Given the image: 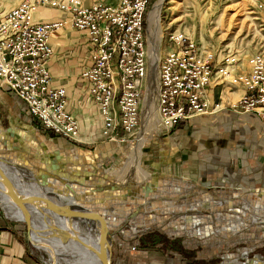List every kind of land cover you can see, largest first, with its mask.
Instances as JSON below:
<instances>
[{"label":"rangeland","instance_id":"obj_1","mask_svg":"<svg viewBox=\"0 0 264 264\" xmlns=\"http://www.w3.org/2000/svg\"><path fill=\"white\" fill-rule=\"evenodd\" d=\"M21 1L0 0V16ZM94 1L97 0H84V4ZM104 1L116 5V0ZM158 1L150 3L148 24ZM39 6L43 7L34 9L36 16L42 12L60 13L54 20H62V26L51 35L70 32L84 40L58 7ZM160 26L157 67L159 59L174 49L169 36L180 35L196 52L210 54L215 65L227 55L236 62L227 67L229 73L222 85L211 87L208 108L191 116L185 128L179 124L168 131L144 135L139 143L138 168L146 174L145 178L122 183L116 174L126 167L143 129L141 106L148 95L146 77L141 91L140 124L131 136L123 132L112 138L104 135L97 110L88 103V111L95 116L92 129L84 135L80 132L76 140L60 139L55 144L41 139L42 129L25 115L14 96L0 87V154L24 168L28 176L34 175L44 190L65 197L62 201L74 200L102 213L109 221L111 264L243 263L245 249L249 256L264 259V179L249 185L256 177L247 175L245 179L246 175L242 178L226 169L229 158L235 162L244 155L253 158L258 153L264 165V128L245 126L239 116L243 112L229 106L235 117L223 120L219 112L226 106L218 107L222 95L241 89V85L231 83L229 76L244 74L247 60L264 52V0H164ZM148 30L149 25L147 50ZM149 58L147 51V68ZM215 78H211V84L218 85L220 82L216 81L220 80ZM152 102L155 104L153 97ZM150 112V122L155 126L159 117ZM71 114L78 120L76 113ZM79 120L82 122V118ZM91 121L86 118L84 126ZM59 141L63 146L57 149ZM225 141L231 144L218 157L219 146ZM183 187L187 188L184 195ZM50 197L57 199L53 194ZM4 213L0 208V218L23 228L27 245L49 264V254L39 244L40 249L34 247L26 225ZM205 226L208 233L199 234ZM32 238L41 236L33 234ZM64 248L59 246L60 253L72 251Z\"/></svg>","mask_w":264,"mask_h":264},{"label":"built area","instance_id":"obj_2","mask_svg":"<svg viewBox=\"0 0 264 264\" xmlns=\"http://www.w3.org/2000/svg\"><path fill=\"white\" fill-rule=\"evenodd\" d=\"M152 0H22L0 16V87L20 103L23 112L51 130L76 140L78 120L66 108V92L52 84L47 61L52 54L51 33L62 20H31L34 5L58 7L69 25L94 48L91 64L79 78L97 110L102 133L110 138L118 132L131 136L140 123L142 81L147 68L148 8ZM154 5V4H153ZM170 49L158 63V114L169 119L168 131L180 121L202 114L207 103L204 86L212 71L228 74L233 63L225 56L215 65L211 55H199L183 37L169 36ZM244 74L230 75L242 87L241 96L229 107L237 112H254L264 128V52L247 60ZM133 249V248H132Z\"/></svg>","mask_w":264,"mask_h":264},{"label":"crops","instance_id":"obj_3","mask_svg":"<svg viewBox=\"0 0 264 264\" xmlns=\"http://www.w3.org/2000/svg\"><path fill=\"white\" fill-rule=\"evenodd\" d=\"M59 15L60 13L49 15L48 12H42L36 16V14L34 13V19L37 21L54 20L56 19L55 17H58ZM72 29L77 32L76 33L77 36L78 35L81 36V34L77 30H75L74 28ZM49 41H50V46L52 48V54L47 61V66L52 75V84L54 86L64 87L66 92V108L69 112L73 114L76 113L78 120L82 118V122H80L79 120L78 123L82 124V125L79 124V131L84 135L86 132H88L89 128L92 129V125H93L92 122H94L95 116H92L88 111L89 109L88 105H90L88 103H91L92 106L93 103L87 94L86 85L80 80L79 75L83 68L91 64V56L93 54L94 48L91 47L85 39L82 41L81 37L78 39L74 34L70 32L69 34L64 33L62 35L60 34V31H57L49 37ZM217 82L220 83L218 85L211 84L204 86V97L206 102H208L207 103L208 106L211 104L210 103L211 94H209L211 87L220 86L224 81L220 79V81ZM232 88L233 87H231L230 90ZM227 94L228 93L220 97V102L218 104V107L221 105L226 106L225 109L220 110L219 117L223 120H226L228 118L229 121L233 117H235V115L232 114L233 112L228 108V106L232 103L226 101L225 97L227 96ZM11 97H13V95H11ZM86 102L87 104H85ZM239 116L241 117L240 120H243L245 126L247 127L254 126L257 128L259 127L262 128L261 120L254 112L252 111L243 112ZM86 118L92 119V121L88 123L87 127L84 126ZM31 120L37 123V125L39 126L37 121H35L34 119ZM89 121L90 120H88L87 122ZM187 123H190L189 118L178 122L172 128H174L179 124L181 125V127L185 128L188 125ZM40 132L44 135V136H40L41 139L45 138L46 140H49L53 144H55L56 140H60V139L66 142V138L54 133L51 130L42 129ZM225 142H226V144L224 143L225 145L221 144L219 146V148L221 149L219 150L220 152L218 154V157L220 154H225L227 146L231 144L230 141H225ZM58 143L59 146L57 147V149H60V147H62L63 144H60L61 143L60 141ZM69 145L72 144L69 143ZM256 148L260 149L258 146H256ZM53 151L55 153L57 152V150H53ZM259 155L260 154L258 153L253 158H248L246 155H244L239 159V161H237L236 159L235 162L233 159L229 158L227 161L229 167L228 168L226 167V169L230 170L232 174L241 175L242 178L244 177V175H246L245 179H248L247 175H252L256 177L252 179L249 183V185L250 184L255 185L259 179H264V165ZM221 159L225 160V157H222ZM10 161L14 162L13 160ZM23 175L24 176L27 175V177H29V179L32 180L29 183L26 182V184L30 185L33 184L36 180L39 181L38 179H36L34 175L28 176V174H25V171ZM186 189L187 188L184 187L181 189L182 194ZM100 214L103 215L102 213ZM105 220H106V224L109 225L108 219L105 218ZM206 233L208 232H207V227L205 226L199 234L205 235ZM24 235L25 232L23 231V228L6 220L4 217L0 218V264H45L42 260V257L37 255L36 252L33 251L27 245ZM158 263H160L159 260Z\"/></svg>","mask_w":264,"mask_h":264},{"label":"bare ground","instance_id":"obj_4","mask_svg":"<svg viewBox=\"0 0 264 264\" xmlns=\"http://www.w3.org/2000/svg\"><path fill=\"white\" fill-rule=\"evenodd\" d=\"M163 2H164V0H159L154 5V8L152 9V11L150 12V15H149L148 50H147V48H146V50L148 51V55L150 56V58H149L150 59V67L146 68V76H145L146 80H147L146 93L148 92V95H145L144 100L142 102V106H141V116H142V121H143V129L139 134L138 145L135 144L136 146H134L132 148V151L130 153L126 167L121 170L122 173L116 174L117 177L119 178V180H121L120 182H122V183H127L129 181L138 182V181H140V179L145 178L146 174L144 172H140L139 168H138V160H139L138 157H139V151H140L139 143H141L143 141L144 135H146L150 132H153V131L158 132L159 130H162L163 128L169 126V122H168L169 119L160 117L158 114V109H157L158 108V93H159L158 92L159 80H158L157 61H158L159 51H160L159 41L162 37L161 36V26H160V14L162 12ZM36 7H43V6L34 5V4L31 6V10H30L31 20H35L34 19V12H35L34 9ZM49 8H52V7H49ZM43 21H46V20H43ZM179 37H181V35ZM197 53L199 55H203V54H200L199 51H197ZM227 56H229V55H227ZM232 59H233L232 64H234L236 62V60L234 57ZM228 66L230 67V65H228ZM228 66L225 67L226 72H228V69H227ZM243 69H240V70H243ZM226 75H228V74H226ZM226 75L225 74L221 75L217 71L216 72L212 71L211 76L208 79V83H209L208 85H211L210 80L212 77H217V78H215L216 80H218V79L223 80L224 77L226 79V77H227ZM142 88L144 90L143 81H142ZM241 93H242V88L239 89V91L237 93H228V96L225 99L228 102L235 101L241 96ZM152 97L155 98V104H154V102H152ZM141 100H140L139 104L141 103ZM206 103H208V102H206ZM150 110L153 111L155 116L159 117L158 123L155 126L150 122V114H151ZM5 162L6 163H3L5 166L4 168L9 167L8 169L11 170V171H9L11 173L10 175L20 179V177H22L21 175H23L24 171L22 170L23 172L20 175V173L18 174V172L16 171L12 162H10V161H5ZM32 185H34L36 187L35 188L34 187L32 188L30 186L26 187L25 184H19V189H21V190L24 189V190H26V192H29V191L35 192L36 191V192L42 193L41 190L43 188L41 187L42 184L39 181L36 180ZM45 191H47V190H45ZM57 196H58L57 198L59 200L63 197V196H61V198H60L59 194H57ZM62 199H65V197H63ZM62 199H61V201H62ZM68 201H70V200L68 199ZM7 202L8 201L6 199H5V201L2 200L5 215L8 216L9 218L15 220V221H20V219H21L20 211L16 207H14V205L11 202H8V203L12 204L13 209L10 208ZM31 216L34 217L33 213L31 214ZM78 218L79 219L77 221L85 222V219L82 215H80V217H78ZM35 220L41 225V227L46 229V232L50 236H52L51 238H49V240H50V244L53 246L54 250L56 251V254L59 255V256H57V264H64L65 262H66V264H98V261L95 257V254H94V249H95L94 238L89 234L90 233L89 231L84 230V229L82 231L80 229L79 224L76 223L77 221H72L71 223H68L65 220V218H63L62 219L63 221H62L55 216H52V217L44 216L43 217V216L37 215V214L35 215ZM78 230H80V231H78ZM81 232H84L86 235L84 233H81ZM33 234H37V232L34 231L33 229H31L30 233H29V239L34 244V247L37 248V245L39 244L42 246L41 250L47 252V247H46L44 241L41 238H35L33 240V238H32ZM59 246L69 248L72 251H65L64 253H60V251L58 249ZM37 249H40V248H37ZM73 251H75V252H73ZM77 252H79V253H77ZM243 252H244V250H243ZM248 252L249 251H247L245 249L244 253H246L245 254L246 261L243 263H238L237 261H234V260L223 262V263L224 264H264V259H259L256 257L249 256ZM244 253H242L243 254L242 256H244ZM64 256H65V260H63ZM234 262H236V263H234ZM48 263L50 264L51 261H48Z\"/></svg>","mask_w":264,"mask_h":264},{"label":"water","instance_id":"obj_5","mask_svg":"<svg viewBox=\"0 0 264 264\" xmlns=\"http://www.w3.org/2000/svg\"><path fill=\"white\" fill-rule=\"evenodd\" d=\"M5 161H10V159L8 160V158L0 154V208L4 211L2 200L5 201L6 199L20 211L21 219L19 222H23L26 225L28 236L31 229L36 231L37 234L39 233L47 247V253L49 254L51 261L50 264H57L58 255L56 254L53 246L50 244L49 238L52 236H50L46 232V229L41 227V225L35 220L36 214L43 217L55 216L60 220L65 218L68 223L77 221L79 219L78 217L82 215L85 222L77 221L76 223L80 224L82 229L89 231L91 236L94 238V254L98 264H111L113 255L111 252L110 238H108V226L106 225L105 218L100 214V212L74 200L61 201L57 198L58 196L55 193L45 191L42 188V193L29 190V192H26L24 189H19V184L26 185V182L29 183L32 180L26 175H21L24 168H20L19 165L12 161L10 162L13 163L16 171L18 174L20 173L22 177L18 179L10 175L11 173L9 171L11 170L8 169V167L4 168L5 166L3 163H6ZM51 194H53V196L57 199H52L50 197ZM11 203H8V205L13 209ZM32 213L34 217L31 216Z\"/></svg>","mask_w":264,"mask_h":264}]
</instances>
